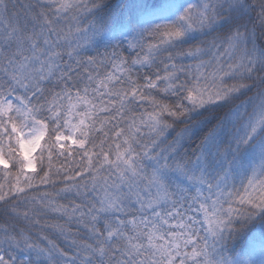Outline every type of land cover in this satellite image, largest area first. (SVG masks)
<instances>
[{
    "label": "snow or ice",
    "instance_id": "1",
    "mask_svg": "<svg viewBox=\"0 0 264 264\" xmlns=\"http://www.w3.org/2000/svg\"><path fill=\"white\" fill-rule=\"evenodd\" d=\"M0 264H264V0H0Z\"/></svg>",
    "mask_w": 264,
    "mask_h": 264
},
{
    "label": "trees",
    "instance_id": "2",
    "mask_svg": "<svg viewBox=\"0 0 264 264\" xmlns=\"http://www.w3.org/2000/svg\"><path fill=\"white\" fill-rule=\"evenodd\" d=\"M101 51H103V49H101ZM38 152H39V150H38ZM38 152H37V154H38ZM243 242H241V244H242Z\"/></svg>",
    "mask_w": 264,
    "mask_h": 264
},
{
    "label": "rangeland",
    "instance_id": "3",
    "mask_svg": "<svg viewBox=\"0 0 264 264\" xmlns=\"http://www.w3.org/2000/svg\"><path fill=\"white\" fill-rule=\"evenodd\" d=\"M37 152H38V150H37ZM37 153H34V155H36Z\"/></svg>",
    "mask_w": 264,
    "mask_h": 264
}]
</instances>
